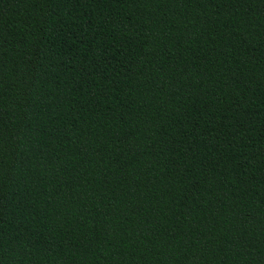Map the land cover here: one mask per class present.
<instances>
[{
    "label": "trees",
    "instance_id": "obj_1",
    "mask_svg": "<svg viewBox=\"0 0 264 264\" xmlns=\"http://www.w3.org/2000/svg\"><path fill=\"white\" fill-rule=\"evenodd\" d=\"M0 264H264V0H0Z\"/></svg>",
    "mask_w": 264,
    "mask_h": 264
}]
</instances>
